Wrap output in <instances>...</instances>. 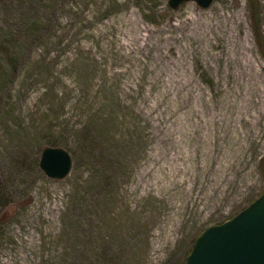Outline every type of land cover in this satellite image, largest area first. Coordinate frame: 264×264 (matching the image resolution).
I'll list each match as a JSON object with an SVG mask.
<instances>
[{"label":"rangeland","instance_id":"1","mask_svg":"<svg viewBox=\"0 0 264 264\" xmlns=\"http://www.w3.org/2000/svg\"><path fill=\"white\" fill-rule=\"evenodd\" d=\"M263 193L264 0H0V264H186Z\"/></svg>","mask_w":264,"mask_h":264},{"label":"water","instance_id":"2","mask_svg":"<svg viewBox=\"0 0 264 264\" xmlns=\"http://www.w3.org/2000/svg\"><path fill=\"white\" fill-rule=\"evenodd\" d=\"M188 0H169L177 9ZM209 7L214 0H195ZM41 166L53 178L66 177L73 166L72 154L63 147L48 146ZM186 264H264V193L235 216L208 226L196 239Z\"/></svg>","mask_w":264,"mask_h":264},{"label":"bare ground","instance_id":"3","mask_svg":"<svg viewBox=\"0 0 264 264\" xmlns=\"http://www.w3.org/2000/svg\"><path fill=\"white\" fill-rule=\"evenodd\" d=\"M241 21V17L239 14H231V16H225L218 23L220 26H225L228 30V33L225 34V38L227 42L230 44L231 55L230 59L234 64V72L240 79H243L244 87L247 91L249 87L248 82L246 80V72L244 67L252 66V58L245 53L246 49V41H248L245 37H240L237 33V28ZM200 25V24H199ZM199 25L193 26V28H197ZM237 70L240 71L237 72Z\"/></svg>","mask_w":264,"mask_h":264}]
</instances>
